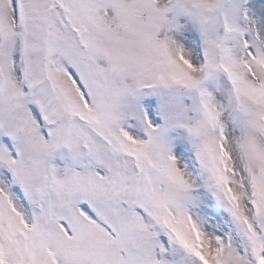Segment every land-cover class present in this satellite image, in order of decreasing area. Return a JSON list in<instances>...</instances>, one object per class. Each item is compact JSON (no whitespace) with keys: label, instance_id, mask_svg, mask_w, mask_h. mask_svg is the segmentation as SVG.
I'll use <instances>...</instances> for the list:
<instances>
[{"label":"snow or ice","instance_id":"snow-or-ice-1","mask_svg":"<svg viewBox=\"0 0 264 264\" xmlns=\"http://www.w3.org/2000/svg\"><path fill=\"white\" fill-rule=\"evenodd\" d=\"M0 264H264V0H0Z\"/></svg>","mask_w":264,"mask_h":264}]
</instances>
